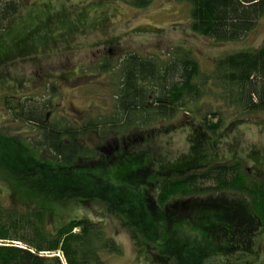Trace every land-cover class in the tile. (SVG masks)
I'll return each mask as SVG.
<instances>
[{"label":"trees","instance_id":"1","mask_svg":"<svg viewBox=\"0 0 264 264\" xmlns=\"http://www.w3.org/2000/svg\"><path fill=\"white\" fill-rule=\"evenodd\" d=\"M124 1L136 8L154 2ZM173 1L190 7L194 33L218 43L241 41L264 16V0ZM66 4L63 0L43 5L32 0H0V33L7 35L8 43L12 41L7 45L2 39L0 51L21 47L25 25L34 24L37 15L46 21ZM22 10L27 14L18 31H8L7 23L21 16ZM60 22L58 28L70 27L68 17ZM98 70H118L114 109L82 122L66 116L48 121L59 94L56 85L47 96L2 97L13 121L27 125L33 133L27 139L13 140L0 132V164L14 180L15 192L37 205L20 209L0 200V264H108L103 255L121 254L123 247L102 220L74 215L55 229L48 221L49 206L68 201L88 206L104 200L101 195L106 191L112 196L107 202L120 207L117 215L136 241L150 248L146 256L150 264H187L188 259L190 264H203L211 255L248 253L255 236L264 230L261 174L249 173L238 158L224 162L198 158L156 170L154 159L146 164L138 146L150 142L157 124L175 117L184 101L203 96L209 82L222 90L220 97L229 106L249 114L263 112L264 39L256 49L217 59L213 72L206 76L197 59L184 49H177L168 60L136 52L122 56L117 65L105 58ZM201 125L215 133L221 123L205 115ZM135 134L140 136L133 138ZM94 135L105 139L106 145H90L88 139ZM125 161L130 163L125 174L115 169L119 171L116 182L105 177ZM99 170L104 175L97 174ZM137 176L142 180L136 185L128 183ZM151 185L156 186V193L150 192ZM186 228L198 237L188 241Z\"/></svg>","mask_w":264,"mask_h":264},{"label":"rangeland","instance_id":"2","mask_svg":"<svg viewBox=\"0 0 264 264\" xmlns=\"http://www.w3.org/2000/svg\"><path fill=\"white\" fill-rule=\"evenodd\" d=\"M32 1L43 5L58 0ZM63 1L67 3L64 8L48 15L46 21L42 20L43 16L37 15L34 24L23 27L20 32L24 35L21 47L1 48L0 132L9 139H27L33 130L13 121L3 105L4 95L23 98L47 96L48 89L52 91V85H56L59 94L48 121L66 116L74 122L76 119L82 122L98 114H109L114 109L115 95L118 93V70L110 73L99 71L98 66L105 58L117 65L122 56L136 52L168 60L177 49H184L197 59L201 72L206 76L213 72L217 59L256 49L264 39V16L257 28L241 41L218 43L191 30L190 7L185 3L154 0L147 8H136L124 0ZM20 14L7 23L8 31H18L20 20L27 13L22 10ZM64 17H68L70 27L58 28L62 25L60 19ZM46 30L49 31L48 35L45 34ZM2 33L0 41L3 39L5 44L11 45L12 41L8 43L7 35ZM204 91L205 94L197 100L184 101L175 117L157 124L150 142L138 146L139 152L145 154L146 164L153 158L154 168L160 170L162 166L186 165L198 158H202L203 162H224L238 158L244 160L249 173L257 172L264 177V111L249 114L229 106L220 97L222 90L212 82L206 83ZM205 115L221 123L217 132L212 133L202 127L201 121ZM138 136L135 134L133 138ZM88 142L93 147L106 145L105 139L97 135L88 139ZM126 164L130 163L116 164L118 166L108 171L105 177L116 182L114 176L119 171L115 169L119 168L123 175ZM133 166H138V162L133 163ZM5 168L0 164L1 202L5 206L20 209L37 205L36 201H29L20 192H15L12 184L14 180L7 176ZM100 171L103 170L96 171L97 174L104 175ZM140 179L137 176L128 183L136 185ZM149 188L150 192H155L156 186L151 185ZM101 196L104 200L88 206L76 201L59 203L53 208L49 206V227L55 229L74 215L102 220L109 233L123 247L121 254L103 255L108 264H150L146 258L150 248L136 241L125 226L117 215L120 207L107 202L112 199L109 191ZM184 231L188 233V241L198 237L187 228ZM251 246L252 249L246 254L211 255L203 264H264V230L255 236ZM189 262V259L185 260V263Z\"/></svg>","mask_w":264,"mask_h":264}]
</instances>
